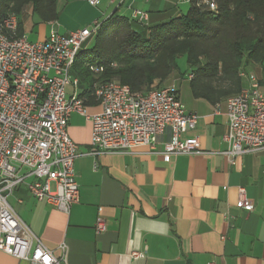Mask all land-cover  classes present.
Returning a JSON list of instances; mask_svg holds the SVG:
<instances>
[{
	"label": "crops",
	"instance_id": "obj_1",
	"mask_svg": "<svg viewBox=\"0 0 264 264\" xmlns=\"http://www.w3.org/2000/svg\"><path fill=\"white\" fill-rule=\"evenodd\" d=\"M85 1L92 8L87 24L101 25L114 13L133 21L131 11L137 9L148 13L147 27L182 15L181 7L187 5L181 0H99L97 6ZM37 27L32 42L44 41L51 30L62 35L78 30L59 17ZM33 28L27 10L22 37ZM70 74L78 80L73 69ZM83 85L78 83V94ZM73 91V86L66 90L67 97ZM191 98L187 107L181 103L187 113L197 116V124L182 139L197 138L200 154L165 160V135L154 149L92 156L91 123L72 114L68 135L78 148L74 161L78 203L64 214L32 197L27 184L33 179L27 178L8 196L9 205L54 256L60 257L59 246L65 245L67 264H264V150L228 163L223 155L226 100L216 104V113V105ZM84 108L89 115L101 110L90 98L84 100ZM240 188L251 204L249 211L237 207ZM98 217L105 221L102 233L95 230ZM134 253L142 258L134 259ZM0 264L29 263L0 251Z\"/></svg>",
	"mask_w": 264,
	"mask_h": 264
},
{
	"label": "built area",
	"instance_id": "obj_2",
	"mask_svg": "<svg viewBox=\"0 0 264 264\" xmlns=\"http://www.w3.org/2000/svg\"><path fill=\"white\" fill-rule=\"evenodd\" d=\"M115 2L116 0H111ZM189 3V0H181ZM97 6L99 0H87ZM203 4L215 11L211 0ZM131 18L145 24L148 13L134 9ZM99 22L66 35L51 30L44 41L30 42L18 36L17 19H0V251L29 264H67L66 247L60 245V257L45 247L18 217L7 198L27 184L30 194L58 211L68 214L79 201L74 161L77 145L68 135V122L78 114L91 123L89 154L129 153L137 147L154 149L159 137L168 136L162 156L200 154L197 138L182 139L197 124V116L187 113L174 86L153 89L146 94L132 93L115 81L94 86L93 99L99 113L89 115L79 98L78 80L71 70L78 54L93 39ZM94 74L101 67L91 66ZM246 83L226 100L228 132L224 136L228 163L246 153L264 150V91L260 78L241 71ZM193 78L188 75V80ZM67 85L73 94L67 97ZM216 105V113L218 112ZM237 207L246 211L251 204L245 190L239 189ZM106 229L103 218L95 223L97 233ZM134 259L142 254L134 253Z\"/></svg>",
	"mask_w": 264,
	"mask_h": 264
},
{
	"label": "trees",
	"instance_id": "obj_3",
	"mask_svg": "<svg viewBox=\"0 0 264 264\" xmlns=\"http://www.w3.org/2000/svg\"><path fill=\"white\" fill-rule=\"evenodd\" d=\"M75 0H0V19L14 15L18 36L23 17L31 10L34 24L56 21L60 2ZM189 0L187 13L147 27L114 13L102 22L91 45L83 49L73 73L84 89L79 98L93 99L94 86L115 81L132 93L162 89L173 76L186 80L177 61L185 58L194 99L216 105L243 87L241 71L256 65L264 86V0ZM36 19V20H35ZM136 26H143L137 30ZM101 67L94 74L90 67ZM178 91V90H177ZM179 94V92H178Z\"/></svg>",
	"mask_w": 264,
	"mask_h": 264
},
{
	"label": "rangeland",
	"instance_id": "obj_4",
	"mask_svg": "<svg viewBox=\"0 0 264 264\" xmlns=\"http://www.w3.org/2000/svg\"><path fill=\"white\" fill-rule=\"evenodd\" d=\"M60 15L59 18L63 22L69 23V25H72L76 29H82L83 27H91L92 24H87L86 18L87 15L90 13V8L85 0H75V1H68V2H60ZM144 9H149L148 7H144ZM189 9V4L184 5L181 7L182 13H187ZM36 20V19H35ZM99 20L102 22L104 21V17H99ZM38 36V27L36 24H34V28L32 31L26 32V39L30 42L37 39ZM178 70L181 74H186L185 79L186 80H180L177 78V76H173L171 78L170 83H168L165 87L174 86L179 91V99L180 101L187 107L189 103H191V92L189 89L188 84V67L186 64L185 58H179L177 61ZM246 72H251L256 74L259 77V68L256 65L250 66L246 68ZM71 86L67 85L66 90L68 91ZM262 90L264 91V86L262 87Z\"/></svg>",
	"mask_w": 264,
	"mask_h": 264
}]
</instances>
